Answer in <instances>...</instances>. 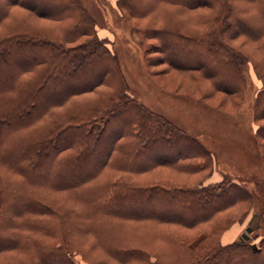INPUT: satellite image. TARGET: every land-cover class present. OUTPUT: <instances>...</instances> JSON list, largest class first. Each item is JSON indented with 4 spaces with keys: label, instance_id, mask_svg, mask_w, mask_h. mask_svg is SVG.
I'll return each mask as SVG.
<instances>
[{
    "label": "trees",
    "instance_id": "1",
    "mask_svg": "<svg viewBox=\"0 0 264 264\" xmlns=\"http://www.w3.org/2000/svg\"><path fill=\"white\" fill-rule=\"evenodd\" d=\"M154 1L117 0V6L130 21L150 14ZM159 1L162 7L165 3L210 9L208 16H201L206 29L197 31L170 14L162 21V12L159 28H132L143 37L151 31L161 41L174 39L172 47L185 46L180 55L203 48L200 55L215 65L216 72L193 59L176 62L171 48L165 43L160 46L171 67L194 79L197 72L219 91L240 93L244 79L234 56L239 62L248 58L219 36L202 44L204 33L218 32L224 25L225 33L246 32L259 39L264 24L260 27L237 14L224 0ZM259 1L264 12V0ZM12 5L61 27L52 29L54 35L49 36L32 22L19 19L0 34V165L24 179L13 181L0 174V262L8 256L6 264H32V259L40 264H75L67 236L74 214L76 219H88L86 225L97 242L121 264H264V243L256 248L242 236L225 245L219 241L229 220L246 214L244 209L253 199L250 191L225 175L204 184L212 174L211 153L128 94L116 55L94 34L93 22L80 1L0 0V24ZM234 23L239 25L231 32ZM175 30L179 33L169 34ZM143 43L141 38L139 47L147 64ZM223 80L229 85H223ZM101 86L109 89L98 91ZM92 90L96 96L89 104L66 115L59 111ZM257 95L254 120L264 117V89ZM256 125L253 136L263 149L264 125ZM153 151L158 154L147 159ZM156 166L201 177L193 184L138 178ZM49 191L70 195L79 202L80 211L59 204ZM235 206L243 213L226 215ZM113 218L175 224L198 229L199 234L189 237L164 231L162 237L174 248L171 261H164L146 251L143 239L120 237ZM13 251L20 254L15 261L9 255Z\"/></svg>",
    "mask_w": 264,
    "mask_h": 264
},
{
    "label": "rangeland",
    "instance_id": "2",
    "mask_svg": "<svg viewBox=\"0 0 264 264\" xmlns=\"http://www.w3.org/2000/svg\"><path fill=\"white\" fill-rule=\"evenodd\" d=\"M79 1L86 10V15L93 22L94 34L106 41L108 49L116 55L128 94L148 109L162 115L211 153L213 156L212 174L204 180V184L220 181L225 175L232 181L245 186L252 194V204L250 207L247 206V210L244 209L245 212L247 211L246 214L242 218L230 219L226 228L219 234L221 244H229L246 234L251 244L259 248L264 243V147L262 149L258 146L253 130L257 126L256 123L264 125V117L254 120L253 109L257 93L264 89V35L258 39L246 32L229 34L230 31L224 32V25L219 26L218 32L205 31L202 44L219 36L229 47L248 58V61L243 59L239 62L234 56L244 82L240 93L230 95L226 91H219L208 79L200 77L197 72L194 74V79L192 75L171 67L164 60L160 46L161 43L169 46L170 53L173 54L172 58L176 62L193 59L197 62H204L207 69L216 72L215 65L207 62L206 58L200 55L203 48H193L187 52L188 54L185 52V55H180L179 52H183L185 46L172 47L171 41L174 39L165 40L163 38L161 41L157 36H151V31L146 32L147 35L143 37L142 32L132 28V25L139 29L146 25L154 29L159 28L161 24L159 16L162 12V21L169 19L167 16L170 14L169 16L176 18L182 24H187L197 31H204L207 24L202 22L201 16H208L210 9L186 8L177 4L166 5L165 3L162 7L161 2L155 0V6L150 14L144 18H131L129 21L127 16L119 10L117 0ZM224 2L226 6L233 5V8L237 9V14L245 15L260 27L264 24V12L261 10L263 4H260L259 0H224ZM52 4L60 9L57 3L52 2ZM19 19L22 20L21 23L32 22L38 26L39 31H44L49 36L54 35L50 33L52 29L57 31V28L61 27V24L58 26L52 20L35 16L18 5H12L9 15L0 24V34L14 26ZM238 25L234 23L231 32ZM168 29L173 30V28ZM176 32L178 30L171 31L169 34ZM141 38L144 41L143 50L147 49V64L142 60V51L139 47ZM28 57L24 58L25 62L28 61ZM222 82L225 86L229 85L226 80ZM108 89L106 86H101L97 90L107 91ZM57 95H52V97L56 98ZM95 96V90H92L73 98L66 106L69 109H63V107L58 109H61L59 111L64 110L62 115L70 114L75 112L74 109L78 110L89 104ZM105 142L108 141L105 140ZM261 142L264 146L263 137ZM98 152L101 153L102 149ZM156 154L158 153L153 151L146 157L152 160ZM9 168V166L0 165V174L13 181L24 180L21 175ZM200 177L201 175L186 174L162 166H156L138 175L139 179H170L185 184H193ZM48 193L59 204L80 211L79 202L70 195L60 191H49ZM242 210L235 206L225 213L226 215L230 213L233 217L243 213ZM75 217L73 214L69 219L70 230L67 234L75 253L74 263L121 264L97 242L95 235L86 225L88 219L84 217L76 219ZM113 221L119 225H117L119 228L117 232L120 237L143 239V247L146 251L164 261H171L169 258L173 257L174 253L171 241L162 237L164 231L181 233L189 237L199 234L198 229H183L179 225L150 220L113 218ZM9 255L14 261L20 257L17 251ZM8 261L9 257L3 256L0 264H6ZM32 264L40 263L32 259Z\"/></svg>",
    "mask_w": 264,
    "mask_h": 264
},
{
    "label": "water",
    "instance_id": "3",
    "mask_svg": "<svg viewBox=\"0 0 264 264\" xmlns=\"http://www.w3.org/2000/svg\"><path fill=\"white\" fill-rule=\"evenodd\" d=\"M248 230H249V228H248ZM243 237H246V234H244Z\"/></svg>",
    "mask_w": 264,
    "mask_h": 264
}]
</instances>
